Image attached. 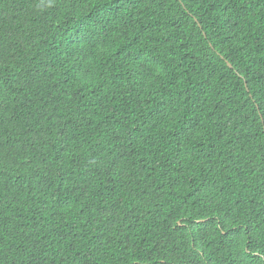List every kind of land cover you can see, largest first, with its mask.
Returning <instances> with one entry per match:
<instances>
[{
	"label": "trees",
	"instance_id": "1",
	"mask_svg": "<svg viewBox=\"0 0 264 264\" xmlns=\"http://www.w3.org/2000/svg\"><path fill=\"white\" fill-rule=\"evenodd\" d=\"M0 264H264V0H0Z\"/></svg>",
	"mask_w": 264,
	"mask_h": 264
}]
</instances>
